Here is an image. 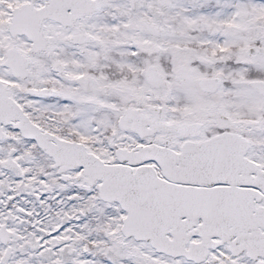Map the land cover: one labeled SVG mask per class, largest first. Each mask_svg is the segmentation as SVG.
Here are the masks:
<instances>
[{"label": "snow or ice", "instance_id": "1", "mask_svg": "<svg viewBox=\"0 0 264 264\" xmlns=\"http://www.w3.org/2000/svg\"><path fill=\"white\" fill-rule=\"evenodd\" d=\"M0 264H264V0H0Z\"/></svg>", "mask_w": 264, "mask_h": 264}]
</instances>
